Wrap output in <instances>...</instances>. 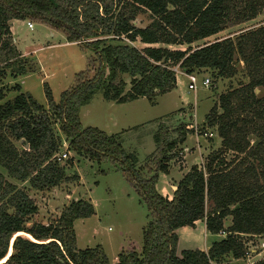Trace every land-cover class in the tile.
Here are the masks:
<instances>
[{
  "label": "trees",
  "instance_id": "trees-1",
  "mask_svg": "<svg viewBox=\"0 0 264 264\" xmlns=\"http://www.w3.org/2000/svg\"><path fill=\"white\" fill-rule=\"evenodd\" d=\"M263 11L264 0H0V168L5 173L0 172V264H110L101 246L75 247V221L94 215L88 201L72 200L47 225L32 222L38 207L23 185L46 192L68 181L67 166L57 161L62 142L56 125L70 151L89 161H117L147 205L141 252L130 243L114 264L242 259L248 240L242 237L264 236V96L255 93L264 92V25L235 38L191 46ZM143 14L148 25L136 27ZM26 19L92 54L58 103L44 86L46 107L22 93L19 85H4L7 73L14 80L34 73L13 45L10 30L12 21ZM239 63L247 83L220 96L218 107L206 118L209 127L217 128L222 150L203 166L191 167L170 200L156 192L155 184L158 175L168 171L170 152L185 142L184 128L169 141L158 127L155 150L148 156L153 169L147 168L145 176L117 136L81 127L80 109L96 93L118 105L141 98L154 104L156 97L176 89L174 68L185 75L210 71L217 81L232 78ZM123 77L130 80L128 90ZM9 92L16 96L5 100ZM223 152L236 156L225 163ZM67 164L70 167L71 160ZM227 218L230 225L224 228ZM199 221H204L207 234L224 232L225 237L206 252L186 250L178 256L177 231Z\"/></svg>",
  "mask_w": 264,
  "mask_h": 264
},
{
  "label": "rangeland",
  "instance_id": "rangeland-1",
  "mask_svg": "<svg viewBox=\"0 0 264 264\" xmlns=\"http://www.w3.org/2000/svg\"><path fill=\"white\" fill-rule=\"evenodd\" d=\"M27 23L32 24L31 29L27 27ZM148 23L147 14L140 15L135 21L136 27H145ZM263 25L264 11L253 20L227 25L219 34L193 44L191 48L217 40L235 38L242 32ZM11 28L13 45L22 55V59L27 60V67L33 69L34 73L16 80L7 73L4 85L7 88L19 85L22 93L30 95L37 104L44 107L47 105L44 96L46 86L53 102L58 103L61 93L69 89L74 83L75 76L86 69L87 62L92 57L91 52L76 44L67 43L61 33L33 19L13 21ZM135 46L142 48L139 43ZM184 48L171 47L173 50ZM236 70L232 78L217 81L213 80L210 71H201L196 75L195 92L188 89L187 78L178 75V88L156 97L154 104L141 98L118 105L105 101L100 93H96L90 103L80 109L81 127L96 128L106 135L117 136V141L125 153L133 154L137 158L136 166L144 170L145 176L148 175L147 168L153 169L148 156L155 150L153 136L156 132L159 133L158 127L163 128L161 131L164 132L165 138L167 135L169 141L177 138L178 128H184L188 132L185 142L170 152L172 160L169 162L168 171L159 174L155 184L158 194L161 195L167 190L171 195L170 183L178 184L191 167L203 166L212 154L222 150L217 128L209 127L206 118L214 106L218 107L220 96L247 83L243 64L239 63ZM123 79L128 90L130 80L126 77ZM204 79L209 80L207 88L201 84ZM256 91L259 97L264 96L263 91ZM15 96L16 93L9 92L5 100ZM190 126H196L200 131L199 137L196 138L193 132L188 131ZM58 128L56 125L55 132L61 139L62 146L57 161L61 166H67L65 174L68 181L46 192H35L26 184L23 185L38 207V213L32 222L47 225L57 219L61 210L72 200H85L93 206L94 215L74 223L77 250L101 246L110 264L116 262L118 254L127 250L130 243H134L137 253H140L142 229L148 221L149 210L141 195L133 188L129 176L123 172L117 161L107 158L101 159L100 162L89 161L70 151L68 142L64 140ZM203 132H207L206 137L202 136ZM235 156L231 152H223L222 158L228 163ZM68 160H71L70 167L66 165ZM0 172L5 174L1 168ZM176 185L173 184L174 189ZM229 225L230 220L227 218L224 221V228ZM176 234L178 256L186 250L207 251L213 242L223 238L219 234L214 236L207 234L204 221L196 222L193 227H183ZM259 237L242 238L248 239L247 242H252L249 244L256 247L263 238ZM222 262L247 264L244 259L234 260L230 257Z\"/></svg>",
  "mask_w": 264,
  "mask_h": 264
},
{
  "label": "built area",
  "instance_id": "built-area-1",
  "mask_svg": "<svg viewBox=\"0 0 264 264\" xmlns=\"http://www.w3.org/2000/svg\"><path fill=\"white\" fill-rule=\"evenodd\" d=\"M27 27L29 29H31L32 28V24L31 23H27ZM173 71H174V73L176 75V78H177L178 75H182L183 74L177 68H174ZM185 76H186V78H187V80L189 82L188 89L190 91L195 92L196 91V83H197L196 75L195 74H191V75H185ZM201 84H202L203 87L207 88L208 85H209V80L208 79H204ZM189 128H188V131L193 132V134L196 136V138L199 137L198 134H200V131L196 128V126L195 127L194 126H190ZM202 136L206 137L207 136V132H203ZM219 235H221L224 238L226 234L224 232H220ZM259 238H262V237H259ZM249 243H252V242H246V244H245L246 245V250L244 252V255H243L242 259L246 260L247 264H256L258 262L264 261V236H263L262 240L259 242V245L256 246V247H252L253 244L250 245ZM255 259H257V260H255ZM210 264H213V263L210 262ZM219 264H225V263L221 262Z\"/></svg>",
  "mask_w": 264,
  "mask_h": 264
},
{
  "label": "crops",
  "instance_id": "crops-1",
  "mask_svg": "<svg viewBox=\"0 0 264 264\" xmlns=\"http://www.w3.org/2000/svg\"><path fill=\"white\" fill-rule=\"evenodd\" d=\"M13 22V21H12ZM12 22L10 23V30L12 31V28H11V26H12ZM183 76H185L184 74H182ZM186 77V76H185ZM176 88H178V79L176 78ZM182 170V169H181ZM173 184H177V183H170L169 184V187H170V189H171V195L170 194H168V191L167 190H164L163 191V193L161 194V196L162 197H164V198H167L168 200H170L171 198H172V193H173V191H174V186H173ZM204 251H206V250H204Z\"/></svg>",
  "mask_w": 264,
  "mask_h": 264
},
{
  "label": "bare ground",
  "instance_id": "bare-ground-1",
  "mask_svg": "<svg viewBox=\"0 0 264 264\" xmlns=\"http://www.w3.org/2000/svg\"><path fill=\"white\" fill-rule=\"evenodd\" d=\"M19 235H21V234H19ZM18 236V235H17ZM6 259H4V261H5ZM4 261H2V262H4Z\"/></svg>",
  "mask_w": 264,
  "mask_h": 264
},
{
  "label": "water",
  "instance_id": "water-1",
  "mask_svg": "<svg viewBox=\"0 0 264 264\" xmlns=\"http://www.w3.org/2000/svg\"><path fill=\"white\" fill-rule=\"evenodd\" d=\"M256 92H257V91H256ZM175 190H176V188L174 189V191H175ZM6 260H7V258H6ZM6 260H5V261H6Z\"/></svg>",
  "mask_w": 264,
  "mask_h": 264
}]
</instances>
